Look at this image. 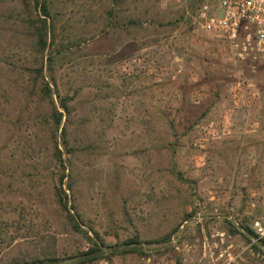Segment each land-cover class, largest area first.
Returning a JSON list of instances; mask_svg holds the SVG:
<instances>
[{
	"label": "rangeland",
	"instance_id": "rangeland-1",
	"mask_svg": "<svg viewBox=\"0 0 264 264\" xmlns=\"http://www.w3.org/2000/svg\"><path fill=\"white\" fill-rule=\"evenodd\" d=\"M57 1L65 32L51 47L60 50L52 75L74 96L77 152L59 145L55 157L42 107L26 106L18 89L4 107L0 88V264L51 242L72 264L86 235L114 253L94 264H264V248L241 228L264 239V59L237 60L199 28L201 6L214 0H124L112 16V0ZM134 16L137 31L125 27ZM64 166L84 231L54 203ZM180 230L189 252H174L170 238L151 242ZM131 248L143 253L122 252Z\"/></svg>",
	"mask_w": 264,
	"mask_h": 264
},
{
	"label": "trees",
	"instance_id": "trees-1",
	"mask_svg": "<svg viewBox=\"0 0 264 264\" xmlns=\"http://www.w3.org/2000/svg\"><path fill=\"white\" fill-rule=\"evenodd\" d=\"M123 1L112 0L110 16H112L115 7L123 4ZM58 6L57 0H0V37L3 36L2 39L4 37L6 39V36H9V40L14 42L11 44L8 41L4 47L0 45V69L3 71L2 77L5 78L4 87L0 88L5 99L4 107L10 103L9 94L16 92L17 89L18 94L22 93L27 97L26 106L33 100L35 104L42 107L39 109V122L45 127L53 144L54 156L60 159L59 145L70 156H74L77 149L70 139V130L68 129L69 123L73 122L71 116L74 108L71 101L74 96L62 95L52 75L53 65L56 63L60 50H51V47L53 45L55 48L63 46L62 35L65 32V28L59 26V17L62 11ZM183 17L184 13L179 15L175 22H179ZM126 21L125 27L134 31L143 28V20L140 17H127ZM2 39L0 38V41ZM20 52H25V56ZM46 70L50 77L45 75ZM30 120L35 124L34 119ZM169 124L174 128V119H171ZM167 145L173 147L170 141ZM67 162L71 167L73 162L71 157L67 158ZM63 168L67 172L61 175L60 180L63 181L66 178L68 181L65 184L66 188H61V193L55 192L54 203L60 207L64 219L74 231H84L81 216L75 208L73 199L76 181L72 179L71 169L65 166ZM1 228L0 223V231ZM241 228L252 237L257 238L256 243L253 244L255 250L264 248L262 237L246 225H241ZM85 233L87 234L86 231ZM86 236L91 244L68 258L72 264H94L104 256L110 258L114 254L112 252L107 255L101 242L93 240L89 235ZM169 238L170 234H167L163 238L151 242L163 244ZM134 241L135 239H131L125 241L124 244L129 245ZM134 251L143 253L141 249L136 248L124 249L122 252ZM55 255L54 242H51L38 251L19 250L16 255L7 258L4 264H64L62 263L64 259H59Z\"/></svg>",
	"mask_w": 264,
	"mask_h": 264
},
{
	"label": "built area",
	"instance_id": "built-area-1",
	"mask_svg": "<svg viewBox=\"0 0 264 264\" xmlns=\"http://www.w3.org/2000/svg\"><path fill=\"white\" fill-rule=\"evenodd\" d=\"M199 20V28L223 40L233 58L252 66L264 59V0H214L212 5L201 6ZM169 246L178 254L192 249L182 243L181 230L171 235ZM146 264L175 263L147 261Z\"/></svg>",
	"mask_w": 264,
	"mask_h": 264
}]
</instances>
